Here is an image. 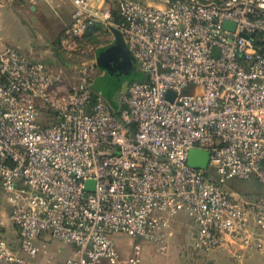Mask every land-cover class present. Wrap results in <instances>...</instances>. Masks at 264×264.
<instances>
[{"label":"built area","instance_id":"obj_1","mask_svg":"<svg viewBox=\"0 0 264 264\" xmlns=\"http://www.w3.org/2000/svg\"><path fill=\"white\" fill-rule=\"evenodd\" d=\"M69 1L62 45L116 29L144 78L116 109L93 66L62 92V71L0 40V180L17 232L0 215V264H31L52 240L75 248L62 264H139L142 241L169 251L181 215L196 252L264 255V194L225 187L264 184V0ZM194 149L208 170L188 164ZM116 234L137 241L128 257Z\"/></svg>","mask_w":264,"mask_h":264},{"label":"crops","instance_id":"obj_2","mask_svg":"<svg viewBox=\"0 0 264 264\" xmlns=\"http://www.w3.org/2000/svg\"><path fill=\"white\" fill-rule=\"evenodd\" d=\"M22 1L27 4L25 5ZM22 1L20 2L21 4L15 5L13 11L9 8V5L11 4L9 0H0V40L18 47L19 45L13 44V41L10 40L13 30V21L14 26L17 24L19 27L20 24H23V20L26 21L34 19L33 25L37 27L35 29L37 30V33L40 35V37H37V41H35L33 47H31V50L26 52L38 59L46 58L45 54L50 58V56H52L51 47L57 51V49L62 45L61 38L65 31L64 28H66L72 21L73 5L69 0ZM144 1L151 4H158L156 1ZM28 3H30V5ZM18 15L22 16L23 18L22 20L20 17V24L19 22H15ZM92 27L89 30H96V28ZM52 40L54 41V45L50 44ZM109 46L103 47L102 49H106ZM46 60L48 61L50 59ZM105 75V73L101 72L98 76L92 77V88L94 92H103L106 95ZM251 180L253 179L244 181L234 179L228 181V183L231 182L232 184L234 183V185L245 184L247 188L246 191L240 192L238 190H234L235 192L241 193L243 195L256 196L264 194V185L257 182L255 184L254 181ZM246 181L249 182L245 183ZM183 217L187 218L185 215H181L172 225L171 231L173 236L171 238V245L168 254H159L155 251L156 249L152 244L139 241L141 242L140 244L142 246L141 262L139 264H264V255L256 251L245 252L243 258L239 260L230 257L226 252L216 251L206 254L192 250L190 246L192 245L193 241V227L190 222L185 221ZM4 230L7 231L4 234L11 240L13 239L8 234L15 233L17 236V232L10 220L9 222L6 220V226L4 227ZM188 231L189 233L192 232V235L190 237V241L186 242L181 236L178 235ZM114 239L118 251L123 257H128L132 254L133 246L137 242L135 239L123 234L114 235ZM68 252V257H74L76 255L75 248L71 245H69Z\"/></svg>","mask_w":264,"mask_h":264},{"label":"rangeland","instance_id":"obj_3","mask_svg":"<svg viewBox=\"0 0 264 264\" xmlns=\"http://www.w3.org/2000/svg\"><path fill=\"white\" fill-rule=\"evenodd\" d=\"M21 1L22 0H9V2L11 3L9 5V8L14 11L15 5L21 4L20 3ZM118 1L119 0H110L109 2L110 6L113 8L114 11H116L118 7ZM151 1L154 2L156 1L157 3H160V0H151ZM22 2L25 5L27 4L24 1ZM28 4L30 5V3ZM20 17L23 20L22 16L18 15L16 18L17 20H15V22L17 23L19 22L20 24ZM22 23L23 24H20L18 27L17 24H15L14 26V21H13L12 24L13 30L10 36V40L13 41V44L19 45L20 47L19 46L18 47L22 49L24 52H26L31 50V47H33L35 41H37V37H40V35H38L37 30L35 29L37 27L33 25L34 19L26 20V21L23 20ZM114 40H115V36L113 32L109 28L105 27L104 25L102 26L100 24L98 27H96V30H88L84 36H82L80 39L77 40L76 50L66 49L63 45H61L57 49V51L51 47L52 56H50L49 58V56L48 55L46 56L45 54L46 58H42V59L45 60L48 65H50V68L53 71L55 72L62 71V77L64 80L63 87L61 89L62 92L71 91L75 86H79L78 69L82 68V66L84 67L85 64L87 65V67H91V66L94 67L91 74L92 77L98 76L101 72L105 73L106 95L109 98H111L113 102L119 107L120 102L114 99L115 87L119 83L121 84V82L126 78L128 77L133 78L135 72L139 71V66L134 58L132 59V62L128 60L130 57L125 49L121 50L113 46H109L114 44ZM50 44L54 45V41L52 40ZM107 46L109 47L104 50L105 58L103 60L107 68H102L97 63V55L100 53L99 50ZM46 59H50V60L47 61ZM262 167L264 168V163ZM208 172L209 175L211 176L213 175L216 177L212 169H209ZM255 180L257 179L253 178V180L251 181H255ZM247 182L249 181H246L245 183ZM225 187L226 189L232 192L234 190H238L240 192H244L247 190L245 184L234 185V183L232 184L231 182L227 183ZM8 205L9 204L7 203L2 191L1 180H0V215H2L4 219L7 220V222H9V213H10V206ZM183 218L185 219V221L190 222L188 218L185 217ZM4 232L7 231L4 230ZM8 235H10V237L13 240H15V238L17 237L15 233ZM191 235L192 232L189 233L188 231L186 233H181L178 236H181L184 239V241L189 242ZM153 246L155 247L156 249L155 251L157 253L163 255L168 254V250L166 252H162L157 249L156 245ZM68 250H69L68 244L60 242L58 240H52L51 243H49L47 249L41 252L38 255V257L31 262V264H62L66 259L70 258L68 257L69 254Z\"/></svg>","mask_w":264,"mask_h":264},{"label":"water","instance_id":"obj_4","mask_svg":"<svg viewBox=\"0 0 264 264\" xmlns=\"http://www.w3.org/2000/svg\"><path fill=\"white\" fill-rule=\"evenodd\" d=\"M225 27H229V28L233 29L235 27V25L233 23L227 21L225 23ZM112 31L115 35V44L113 45V47L118 48V49L123 48L127 52L130 53V51H129V49H128L125 41H124L123 35L120 33V31H118L116 29H113ZM244 36H247V35L244 34ZM104 56H105L104 51L101 52L100 54H98L97 63L100 67L107 68V66L104 64V61H103L105 58ZM128 86H129V82L126 81L122 84L121 89L115 92L114 99L116 101L121 100L122 96L127 92ZM171 95H172L171 92H169L167 94L168 97H170ZM188 164L194 168L208 170L209 164H210V152L205 151V150H200V149L191 150L190 154H189V158H188ZM92 185H93V182L88 181L86 190L92 191L93 190Z\"/></svg>","mask_w":264,"mask_h":264},{"label":"trees","instance_id":"obj_5","mask_svg":"<svg viewBox=\"0 0 264 264\" xmlns=\"http://www.w3.org/2000/svg\"><path fill=\"white\" fill-rule=\"evenodd\" d=\"M99 25L98 24H96V25H94L92 28H96V27H98ZM103 50H105V49H101V50H99V52L101 53V52H103ZM143 75L139 72V71H136L135 72V74H134V77L132 78V81H135V80H143ZM121 86H122V84H118L116 87H115V92L116 91H118V90H120L121 89ZM109 101H110V103L112 104V106L114 107V108H118V106L113 102V100L111 99V98H109V97H107L103 92H101ZM120 104V103H119ZM120 106V105H119ZM208 174H209V172H208ZM213 176V175H212ZM216 180H218L217 179V177H215V176H213ZM256 182L257 183H260L258 180H256V181H254V183L256 184ZM260 184H262V183H260ZM264 185V184H263Z\"/></svg>","mask_w":264,"mask_h":264},{"label":"flooded vegetation","instance_id":"obj_6","mask_svg":"<svg viewBox=\"0 0 264 264\" xmlns=\"http://www.w3.org/2000/svg\"><path fill=\"white\" fill-rule=\"evenodd\" d=\"M113 45V44H112ZM111 45V46H112ZM121 50H124L123 48H120ZM127 54L129 55V57L131 58H127L130 62H132V59L134 58L133 56H132V54L131 53H129V52H127ZM126 81H128L129 82V84L132 82V78L131 77H128V78H126L125 80H123L122 82H121V84H123L124 82H126Z\"/></svg>","mask_w":264,"mask_h":264}]
</instances>
